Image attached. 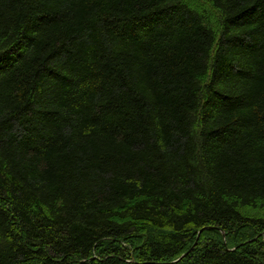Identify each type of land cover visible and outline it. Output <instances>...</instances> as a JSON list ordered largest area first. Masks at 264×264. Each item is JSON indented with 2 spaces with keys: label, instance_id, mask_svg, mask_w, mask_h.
<instances>
[{
  "label": "trees",
  "instance_id": "trees-1",
  "mask_svg": "<svg viewBox=\"0 0 264 264\" xmlns=\"http://www.w3.org/2000/svg\"><path fill=\"white\" fill-rule=\"evenodd\" d=\"M0 264H264V0H0Z\"/></svg>",
  "mask_w": 264,
  "mask_h": 264
}]
</instances>
